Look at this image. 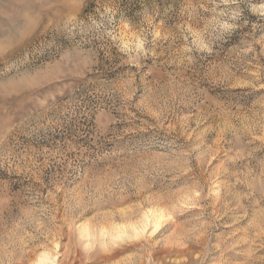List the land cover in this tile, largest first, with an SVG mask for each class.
I'll return each mask as SVG.
<instances>
[{"label":"rangeland","instance_id":"obj_1","mask_svg":"<svg viewBox=\"0 0 264 264\" xmlns=\"http://www.w3.org/2000/svg\"><path fill=\"white\" fill-rule=\"evenodd\" d=\"M0 264H264V0H0Z\"/></svg>","mask_w":264,"mask_h":264},{"label":"bare ground","instance_id":"obj_2","mask_svg":"<svg viewBox=\"0 0 264 264\" xmlns=\"http://www.w3.org/2000/svg\"><path fill=\"white\" fill-rule=\"evenodd\" d=\"M159 223V222H158Z\"/></svg>","mask_w":264,"mask_h":264}]
</instances>
